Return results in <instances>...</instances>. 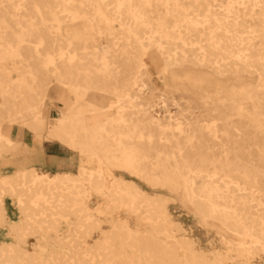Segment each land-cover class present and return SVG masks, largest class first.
Listing matches in <instances>:
<instances>
[{
    "label": "bare ground",
    "instance_id": "6f19581e",
    "mask_svg": "<svg viewBox=\"0 0 264 264\" xmlns=\"http://www.w3.org/2000/svg\"><path fill=\"white\" fill-rule=\"evenodd\" d=\"M47 1L0 0V106L42 130L55 78L76 109L47 136L80 157L76 170L50 172L0 119V227L11 237L0 264H264V0ZM121 54L133 62L125 80ZM157 63L166 86L200 95L209 119L186 127L170 111L134 109ZM91 89L116 99L87 100ZM106 109L114 115L96 121ZM159 189L225 249L199 246ZM97 232L104 240L92 246Z\"/></svg>",
    "mask_w": 264,
    "mask_h": 264
},
{
    "label": "rangeland",
    "instance_id": "374dc122",
    "mask_svg": "<svg viewBox=\"0 0 264 264\" xmlns=\"http://www.w3.org/2000/svg\"><path fill=\"white\" fill-rule=\"evenodd\" d=\"M36 1H38L39 5H43L44 3L49 4V1L47 0ZM102 39L106 41L105 37H102ZM89 44H91V42H88V45ZM104 44L111 45V40L108 39ZM125 56L126 55L121 54L117 61V65L119 66L120 70L119 76L124 80L127 79L128 72L133 67V62L127 60ZM157 64L158 66L156 65L152 67L154 74H152L151 77H143L149 83V88L140 89V86L136 85L135 92L137 93L136 96L138 98L135 99L136 108L134 109L140 110L141 108H149L154 114L161 116L167 114L168 111H170V113L174 114L175 117L180 118V120L183 121V125L186 127L189 126L187 122L194 116L203 120L209 119L211 116L210 114H207V105L202 103V100L199 97L200 95L192 93L189 89L183 88L180 83L170 82L169 85L166 86L164 83L163 74L159 72V63ZM10 75L15 76V73L11 72ZM1 96L2 94L0 93V100L2 99ZM95 98L103 99L106 103L116 99L115 95H110L108 92H101L92 89L89 90L86 95V99L91 100ZM66 99L70 102V104L66 107V109H62ZM73 100V95L67 92L66 87L60 84L55 78H51V81L48 84L47 94L43 99L41 110L46 121L45 127L42 130H35L32 129L28 124H25L21 121L13 123L8 117L9 115L10 117L13 115L15 109L9 107L8 105L7 107L2 105L0 106V119L7 116V118H3L2 129L4 131H8L9 128V130H11L13 133V137L17 140H20L23 143V147H26V149L29 148L30 151H32L31 153L33 158L39 162H46L47 159L42 156L39 148L34 144L35 140L37 139H39L41 142L54 141L64 145L70 151L71 155L76 158V161L80 155L75 148L67 146L66 143H63L58 139L47 136L49 125L54 124L63 113L67 111L72 112L76 109L75 106H72ZM114 112L115 109H111L109 111L106 109V111H102L97 116L96 121L106 120L110 115H114ZM85 113L89 116L90 111H85ZM140 116L141 114L138 113V117ZM10 157L11 159L13 158V156ZM13 159L17 158L14 157ZM47 169L50 172H56L58 170L55 167L51 168L50 166H48ZM71 170H76V168H72ZM141 185L147 190L151 191L152 189L147 183L141 182ZM159 191L171 196L172 200L170 201L169 208L171 211L172 220L176 223H179L184 228H187V235L197 240L199 246L204 248L210 254L217 250L225 249V245L222 243L220 236L215 234L213 229H207L202 223L201 219H199V217L186 206L178 194L167 189H159ZM98 199V197L94 196L92 205H96L98 203ZM6 203L9 215L11 217H17L18 211L16 206L11 202L10 199H8ZM131 220L132 224L136 223V220L133 217ZM103 229L106 231L110 230V225L104 224ZM2 239L10 240L11 237L6 235L5 228L0 227V240ZM103 240L104 236L98 232L88 238V242L91 243L92 246L101 245Z\"/></svg>",
    "mask_w": 264,
    "mask_h": 264
},
{
    "label": "crops",
    "instance_id": "0c3cea01",
    "mask_svg": "<svg viewBox=\"0 0 264 264\" xmlns=\"http://www.w3.org/2000/svg\"><path fill=\"white\" fill-rule=\"evenodd\" d=\"M69 104L70 102L66 99L62 109H66ZM41 147V149L40 147L38 148L42 156L47 159L46 162H43L46 167L50 166L56 169L75 168L77 160L75 161L76 158L71 155L70 151L64 145L54 141H43L41 142Z\"/></svg>",
    "mask_w": 264,
    "mask_h": 264
}]
</instances>
